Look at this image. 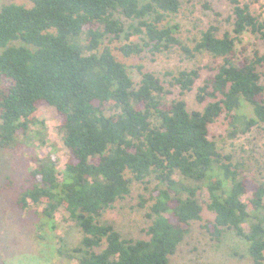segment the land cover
Here are the masks:
<instances>
[{"label": "trees", "instance_id": "16d2710c", "mask_svg": "<svg viewBox=\"0 0 264 264\" xmlns=\"http://www.w3.org/2000/svg\"><path fill=\"white\" fill-rule=\"evenodd\" d=\"M27 1L30 7L9 4L0 12V149L47 144L45 104L61 119L69 159L60 170L55 154L32 153V169L8 183L20 189L18 207L41 208L38 226L46 231L57 214L67 215L82 238L61 254L76 264H170L195 222L216 242L234 230L249 242L253 263L264 264V182L252 188L244 165L209 138L222 116L233 138L264 124V53L236 52L246 32L264 40V21L251 10L259 0H229L232 33L219 37L209 26L193 48L169 24L180 0ZM175 47L218 59L205 78L199 67L173 76L182 94L197 87L202 111H189L184 100L167 103L162 79L141 65L136 86L121 60ZM149 178L158 185L141 204L150 202L146 238H124L101 219L133 182Z\"/></svg>", "mask_w": 264, "mask_h": 264}, {"label": "rangeland", "instance_id": "374dc122", "mask_svg": "<svg viewBox=\"0 0 264 264\" xmlns=\"http://www.w3.org/2000/svg\"><path fill=\"white\" fill-rule=\"evenodd\" d=\"M149 0H144V3ZM181 10L170 20V25L178 27L177 37L188 47L193 48L202 36V32L209 26L218 29L217 35L233 30L232 6L229 0H180ZM249 2L250 0H243ZM9 4H24L30 7L27 0H0V12L3 6ZM253 14L264 21V0L251 5ZM128 28L130 22L126 19ZM138 42L137 37L133 38ZM121 43H125L121 39ZM246 47L251 54L254 48L264 53V40L258 39L251 32H246L241 41L236 43L239 55ZM1 52V50H0ZM127 66L128 73L135 85L138 86L141 75L137 67L141 65L145 70L152 71L159 76L165 86V101L184 100L189 111H202L203 106L197 102V87L185 94L179 87L174 86L173 76L183 70L203 68L205 78L210 72L207 67L214 66L218 59L208 54L190 57L179 47L152 55L148 51L143 53L140 60L121 59ZM264 84V67L260 69ZM202 81L197 83L201 85ZM42 119L47 125V144L41 148H26L21 153H14L0 149V264H76L61 254L77 246L82 238L79 227L68 219L67 215L57 214L54 230L39 228L41 208L22 210L18 207L20 189H9L10 180L20 181L32 169L30 161L32 153L39 152L55 154L60 162V170L64 169L69 152L64 146L59 134L61 119L54 107L41 106ZM210 140L214 141L218 150L229 154L234 163H242L245 167L248 184L253 188L257 183L264 182V124L254 127L246 135L230 136V125L222 116L210 125ZM158 185L154 178H149L146 184L133 182L131 192L124 199L118 201L112 209L107 211L102 222L111 224L127 239L146 238L145 230L151 223L149 218V199L152 189ZM247 198V196H246ZM204 207V219L213 217L206 208L207 196H199ZM203 222L192 224L190 232L185 237L177 252L171 257L170 264H254L249 256L250 244L239 237L234 230H227L221 241L210 239L202 227Z\"/></svg>", "mask_w": 264, "mask_h": 264}]
</instances>
